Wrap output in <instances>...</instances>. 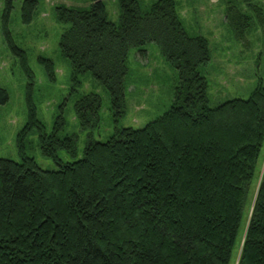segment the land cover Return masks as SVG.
Wrapping results in <instances>:
<instances>
[{"label": "trees", "instance_id": "obj_1", "mask_svg": "<svg viewBox=\"0 0 264 264\" xmlns=\"http://www.w3.org/2000/svg\"><path fill=\"white\" fill-rule=\"evenodd\" d=\"M36 5L23 1L22 23H30ZM11 7L6 0L1 29L26 78V121L16 136L20 161L0 157V264H264L262 80L247 99L210 107L199 71L210 61L208 42L187 33L175 0H120L117 22L107 19L103 0L58 6L57 21L68 24L59 49L71 82L80 85L90 73L114 114L124 110L129 49L141 54L155 43L178 73L160 116L142 128L116 127L104 141L88 140L80 159L65 162L58 152L76 156V136L59 135L62 118L45 132L34 74L8 29ZM226 18L243 32L253 20L232 6ZM39 63L54 82V63ZM7 101L0 88V105ZM100 107L96 93L79 95L73 108L81 130L99 126ZM33 133L56 170L41 169L27 154Z\"/></svg>", "mask_w": 264, "mask_h": 264}, {"label": "rangeland", "instance_id": "obj_2", "mask_svg": "<svg viewBox=\"0 0 264 264\" xmlns=\"http://www.w3.org/2000/svg\"><path fill=\"white\" fill-rule=\"evenodd\" d=\"M24 0H12L8 29L14 43L25 52L34 74V101L39 120L46 133H51L61 120L64 125L59 135L76 136V156L65 151L58 156L65 162L82 157L88 140L104 141L114 128L144 127L169 108L178 81L175 68L162 55L155 43H147L140 54L131 48L127 55L128 73L125 80L124 110L114 114L105 89L96 83L90 73L80 77L81 84L71 82L69 61L59 49L61 34L68 24L58 22L56 7H87L90 0H36L37 5L30 23L21 21ZM120 0H103L106 17L117 22ZM154 0H140L149 4ZM177 12L187 33L207 39L210 61L200 68L206 78L209 106L214 107L231 99H247L259 79L264 83V16L249 9L264 12V0H175ZM6 0H0V88L7 91L8 101L0 105V157L20 161L16 148V136L26 121L24 88L26 78L19 59L7 48L2 34V16ZM253 17L251 27L235 29L228 24V9ZM255 13V14H254ZM257 15V16H256ZM242 25V24H241ZM39 58L50 59L55 66L56 79L48 82ZM96 93L101 99L99 126L81 130L73 105L79 95ZM27 154L32 156L43 170H56L50 158L44 157L38 147V134L28 139Z\"/></svg>", "mask_w": 264, "mask_h": 264}]
</instances>
